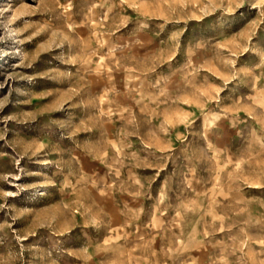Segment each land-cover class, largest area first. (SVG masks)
<instances>
[{
  "label": "rangeland",
  "instance_id": "1",
  "mask_svg": "<svg viewBox=\"0 0 264 264\" xmlns=\"http://www.w3.org/2000/svg\"><path fill=\"white\" fill-rule=\"evenodd\" d=\"M0 264H264V0H0Z\"/></svg>",
  "mask_w": 264,
  "mask_h": 264
}]
</instances>
